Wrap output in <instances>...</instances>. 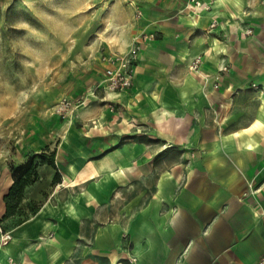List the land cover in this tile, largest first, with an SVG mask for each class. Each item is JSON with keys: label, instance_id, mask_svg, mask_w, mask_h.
<instances>
[{"label": "crops", "instance_id": "crops-1", "mask_svg": "<svg viewBox=\"0 0 264 264\" xmlns=\"http://www.w3.org/2000/svg\"><path fill=\"white\" fill-rule=\"evenodd\" d=\"M123 7V42L103 54L152 36L131 87L0 139V220L11 165L53 146L59 174L39 166L23 200L41 198L36 212L0 223V264H264V0Z\"/></svg>", "mask_w": 264, "mask_h": 264}, {"label": "rangeland", "instance_id": "rangeland-1", "mask_svg": "<svg viewBox=\"0 0 264 264\" xmlns=\"http://www.w3.org/2000/svg\"><path fill=\"white\" fill-rule=\"evenodd\" d=\"M125 2L0 0V139L11 145L26 130L38 137L75 117L62 102L88 107L103 92L94 83L98 57L123 42ZM30 200L41 198L23 204Z\"/></svg>", "mask_w": 264, "mask_h": 264}, {"label": "trees", "instance_id": "trees-1", "mask_svg": "<svg viewBox=\"0 0 264 264\" xmlns=\"http://www.w3.org/2000/svg\"><path fill=\"white\" fill-rule=\"evenodd\" d=\"M42 165L56 170L55 150H51L49 146L44 147L40 153L29 154L23 163L10 166L13 182L3 197L5 213L0 223L10 221V226H15L36 212L42 200L36 204L30 200L25 205L23 200L26 198V188L38 180L37 170ZM57 183H59V174L56 170L52 185Z\"/></svg>", "mask_w": 264, "mask_h": 264}, {"label": "built area", "instance_id": "built-area-1", "mask_svg": "<svg viewBox=\"0 0 264 264\" xmlns=\"http://www.w3.org/2000/svg\"><path fill=\"white\" fill-rule=\"evenodd\" d=\"M214 25H211L213 28ZM249 34L250 31H247ZM152 36L147 37L143 35L140 39L136 40L132 46L125 53H105L101 55L100 61L104 64L103 78L100 86L109 92H119L127 90L131 87L132 67L138 59L141 46L145 40L151 39ZM201 64V56H195L192 59L190 69L196 71ZM227 69L223 67L220 71L225 72ZM60 110L67 111L71 109L72 112L75 108L73 102L61 103ZM11 240V233L5 231L0 227V246H5Z\"/></svg>", "mask_w": 264, "mask_h": 264}]
</instances>
